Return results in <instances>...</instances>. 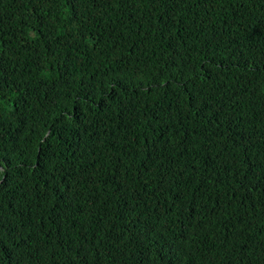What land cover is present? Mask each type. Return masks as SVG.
Here are the masks:
<instances>
[{"label":"trees","instance_id":"obj_1","mask_svg":"<svg viewBox=\"0 0 264 264\" xmlns=\"http://www.w3.org/2000/svg\"><path fill=\"white\" fill-rule=\"evenodd\" d=\"M0 264H264V0H0Z\"/></svg>","mask_w":264,"mask_h":264}]
</instances>
